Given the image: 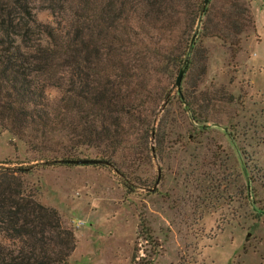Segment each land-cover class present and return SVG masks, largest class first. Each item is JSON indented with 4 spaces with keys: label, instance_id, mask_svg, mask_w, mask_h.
I'll use <instances>...</instances> for the list:
<instances>
[{
    "label": "rangeland",
    "instance_id": "374dc122",
    "mask_svg": "<svg viewBox=\"0 0 264 264\" xmlns=\"http://www.w3.org/2000/svg\"><path fill=\"white\" fill-rule=\"evenodd\" d=\"M239 3L254 30L237 35L234 53L214 30L230 11L225 0H212L197 20L203 60L194 53L182 98L173 89L158 112L167 134L158 155L121 174L98 165L40 166L20 140L0 132V166L33 165L22 175L26 187L73 233L67 264H264V0ZM33 12L50 22L46 10ZM81 155L96 156L90 148Z\"/></svg>",
    "mask_w": 264,
    "mask_h": 264
},
{
    "label": "trees",
    "instance_id": "16d2710c",
    "mask_svg": "<svg viewBox=\"0 0 264 264\" xmlns=\"http://www.w3.org/2000/svg\"><path fill=\"white\" fill-rule=\"evenodd\" d=\"M225 1L230 11L214 30L234 53L237 35L254 25L239 0ZM211 2L0 0V132L20 140L40 166L75 165L68 161L88 158L81 154L90 148L106 163L84 165L121 174L158 155L167 135L158 112L173 89L182 98L179 69L193 68L194 53L203 60L196 26ZM35 8L50 22L38 21ZM32 168L0 166V264H67L73 233L26 187L22 175Z\"/></svg>",
    "mask_w": 264,
    "mask_h": 264
},
{
    "label": "water",
    "instance_id": "95a60500",
    "mask_svg": "<svg viewBox=\"0 0 264 264\" xmlns=\"http://www.w3.org/2000/svg\"><path fill=\"white\" fill-rule=\"evenodd\" d=\"M207 0H203V4L206 3ZM201 15V11L199 13V16ZM183 69H179L177 72L175 79H174V86L176 91L178 92L180 90V82L182 77ZM69 163H74L75 165H84V164H95V163H106L105 161H100L95 158H78L74 160H69Z\"/></svg>",
    "mask_w": 264,
    "mask_h": 264
},
{
    "label": "crops",
    "instance_id": "0c3cea01",
    "mask_svg": "<svg viewBox=\"0 0 264 264\" xmlns=\"http://www.w3.org/2000/svg\"><path fill=\"white\" fill-rule=\"evenodd\" d=\"M258 53L259 54L257 55V57H259V58H257L255 61L250 62L251 65L254 66V67H260V65H259L260 63L259 62H260V58H262V51L259 50Z\"/></svg>",
    "mask_w": 264,
    "mask_h": 264
}]
</instances>
